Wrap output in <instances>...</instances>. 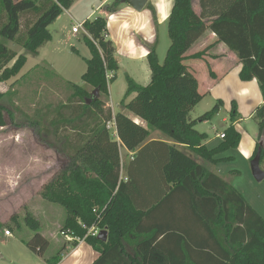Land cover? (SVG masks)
I'll return each instance as SVG.
<instances>
[{"label":"trees","instance_id":"trees-1","mask_svg":"<svg viewBox=\"0 0 264 264\" xmlns=\"http://www.w3.org/2000/svg\"><path fill=\"white\" fill-rule=\"evenodd\" d=\"M75 1L0 0V37L9 42L21 40L26 51L18 57L0 43V82L18 76L27 55L37 56L39 49L52 40L49 26ZM193 1L175 0L168 21L171 46L163 64L159 63L156 47H150V84L144 87L126 78L128 87L121 107L143 120L147 128L121 112L114 116L107 107L103 97L109 98V86L117 78L116 49L108 39L106 18L84 24L89 35L84 41L91 58L82 81L98 91L99 97L92 99L94 92L75 86L76 92L65 106L70 116L52 121L55 133L67 132L62 145L67 162L44 187L42 197L65 210L62 233L75 241L84 240L101 253L94 264H264V218L237 189L174 146L163 142L143 146L150 131L157 130L213 164L218 162L217 155L238 148L241 135L234 126L239 118L236 104L225 138L214 149L203 145L207 136L197 132L195 124L210 121L223 103L217 102L198 120H190V113L203 97L198 80L184 64L185 54L206 30L238 56L241 80L256 79L264 100V0H199L200 15L194 11ZM120 2L116 0L107 12H116ZM27 13L35 14V20L20 36L22 17ZM206 51L191 59H202ZM210 75L214 77L212 72ZM133 94L136 97L127 103ZM4 97L0 92V129L7 126ZM88 99H92L90 104ZM254 119L260 131L255 157L264 135V102ZM110 123H115L119 141L112 139ZM122 148L133 153L126 179L122 178ZM157 180L162 185L154 188ZM170 211V221L156 219L158 214ZM11 221L21 228L17 216ZM25 224L35 233L27 247L45 256L50 244L40 234L39 222L27 214ZM93 227L108 231L107 242L88 236ZM3 228L0 223V230ZM131 238L136 242L137 263L125 247ZM63 251L46 263L59 264Z\"/></svg>","mask_w":264,"mask_h":264},{"label":"rangeland","instance_id":"rangeland-1","mask_svg":"<svg viewBox=\"0 0 264 264\" xmlns=\"http://www.w3.org/2000/svg\"><path fill=\"white\" fill-rule=\"evenodd\" d=\"M34 20L33 13L23 15L20 36ZM72 23L63 13L49 28L55 40L41 48L40 56L27 55L28 61L18 76L0 82V92L5 94L2 103L7 108V126L0 129V219L7 223V230L11 228L9 231L14 236L6 237V229L0 232V264H29L40 260L26 245L33 232L25 224L27 214L39 220L40 229L64 236L62 226L66 212L44 200L42 191L67 162L62 154L67 132L55 133L51 123L61 116H70L71 111L65 106L75 94V86H84L82 77L87 71V60L91 58L83 33L72 34ZM159 34L157 55L159 63L163 64L171 43L167 24L160 26ZM0 43L18 57L26 54L21 40L9 42L0 37ZM127 75L124 69L117 73V80L109 86L112 98L103 97L105 102L111 101L117 106L123 99L128 87ZM132 78L140 80L137 76ZM93 92V88H88V93ZM206 102L196 109L197 113H204L202 108ZM152 134L165 137L157 130H152ZM129 158H124L125 162ZM237 185L247 202L264 218V181L258 182L248 166ZM14 215L21 228L11 221ZM59 245H51L46 255H54Z\"/></svg>","mask_w":264,"mask_h":264},{"label":"crops","instance_id":"crops-1","mask_svg":"<svg viewBox=\"0 0 264 264\" xmlns=\"http://www.w3.org/2000/svg\"><path fill=\"white\" fill-rule=\"evenodd\" d=\"M115 1L116 0H76L72 7L64 11V13L73 22L72 28L76 24H85V22L93 21L98 17L106 18L108 23V39L112 40L116 49L115 58L118 63L117 73L124 69L128 74L127 76L130 78L137 76V79H140L141 83L139 82L140 80L132 79L135 82L137 81V84H143L144 87H146L150 84L152 78V72L148 62L149 49L150 47L155 46L157 51L160 26L167 24L168 29V21L174 8L175 0H146V6L140 11L134 9L127 3L120 2L116 12L109 14L107 12V7L112 6ZM193 2L195 13L200 15L201 8L199 0H194ZM82 33L84 39L86 34L84 31ZM72 34L75 36L79 35L74 34L73 32ZM51 36L52 40L48 42L49 44L55 40L54 34L51 33ZM170 46L171 43L169 48ZM41 48L39 49L37 56H40ZM205 50L207 51L202 59H191L193 55ZM185 56L187 59L184 64L198 80L199 93L203 97L202 101L190 113V120H198L204 114L211 111L217 102L223 103L218 113L210 121H198L195 124V130L200 134H205L207 136L203 145L211 150L222 143L223 139L221 138V135H223L225 130L231 125L230 114L232 112L233 104H236L237 112L239 114V118L234 123V126L241 135L240 144L236 149L217 155L215 160L218 162L215 164L198 156L187 146L173 142L165 135L164 138H161L159 135L153 136L152 130L143 146L152 142H163L170 146H174L192 158L195 162L207 168L213 174L227 181L244 196L237 185V181L238 178L241 179L243 172L247 171L248 166L251 167V162L254 159L259 140V125L254 119L255 111L264 102L259 83L256 79L252 81L241 80L240 72L242 70V64L238 56L224 43L218 42L217 36L210 30L205 31L202 37L192 45ZM210 72L214 74V77L210 75ZM83 85L84 86L79 87L87 92L88 88L92 89V87L86 83H83ZM125 94L123 95V99ZM109 97L111 100V90ZM135 97L136 94L131 95L127 103ZM123 99L119 101L117 106H114L111 101L107 103V107L112 110L113 115L115 116L117 113L121 112L135 123L147 128V125L143 120L135 116L129 110L121 107ZM205 102L206 106L202 108V112L204 113H197L196 109ZM109 128L112 133V139L119 141L115 123H110ZM128 156L130 157V160L133 153L122 148L121 159L124 164V168L122 169L123 179H126L127 177V165L129 160H126L125 162L124 158H128ZM157 160H159V157ZM154 165H159V163ZM262 166L263 165H261V168ZM158 179L160 180V178ZM159 180H157V182L155 181L154 188H156V185L161 187L162 184L159 183ZM172 216L173 212L170 211L166 214H158L156 219L162 222L170 221ZM0 223L4 225V228L0 230V232L5 229L7 230V223L1 219ZM44 230L45 229H40V234L48 240L50 246L60 244L59 248L55 249V252L52 254L55 255L58 251L64 249L62 261L59 264H94L101 256V253L94 250V248L84 240L75 241L74 238L70 236L67 237L64 235L60 237L59 235ZM34 235L35 233L32 232L31 236H29L30 240ZM131 239L132 240L128 243H125V247L130 258L137 263L138 260L135 257L136 242L134 238ZM74 242L77 243L75 247L73 246ZM54 255L47 256L45 254L43 257L37 255L40 260L29 264H47L46 261Z\"/></svg>","mask_w":264,"mask_h":264},{"label":"water","instance_id":"water-1","mask_svg":"<svg viewBox=\"0 0 264 264\" xmlns=\"http://www.w3.org/2000/svg\"><path fill=\"white\" fill-rule=\"evenodd\" d=\"M121 2L129 4L138 11L142 10L147 3L146 0H121ZM98 97H99V92L95 91L92 99H96ZM92 99H88L89 104L91 103ZM263 149H264V135L261 137L259 141V149L257 151V154L251 162L252 174L258 182L264 181V170L261 168V155ZM98 238L103 242H107L108 231L107 230L101 231Z\"/></svg>","mask_w":264,"mask_h":264},{"label":"built area","instance_id":"built-area-1","mask_svg":"<svg viewBox=\"0 0 264 264\" xmlns=\"http://www.w3.org/2000/svg\"><path fill=\"white\" fill-rule=\"evenodd\" d=\"M72 31H73L74 34H79L80 32H83L84 31L85 34H86V36H89L88 33H87V31L85 30L84 24H76L73 27V30ZM108 78H110V75H108ZM221 138L224 139L225 138V135L224 134L221 135ZM100 232H101L100 229H98L96 227H93L92 229L89 230L88 236L90 235L92 237H98L99 234H100ZM62 234L65 235V236H67V237L70 236V235H68L66 233H62ZM5 235L8 236V237H11V238L13 237V234L9 230H6Z\"/></svg>","mask_w":264,"mask_h":264}]
</instances>
